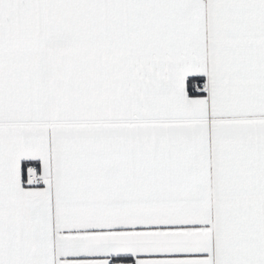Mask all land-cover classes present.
<instances>
[{"label": "snow or ice", "instance_id": "snow-or-ice-1", "mask_svg": "<svg viewBox=\"0 0 264 264\" xmlns=\"http://www.w3.org/2000/svg\"><path fill=\"white\" fill-rule=\"evenodd\" d=\"M0 264H264V0H0Z\"/></svg>", "mask_w": 264, "mask_h": 264}]
</instances>
